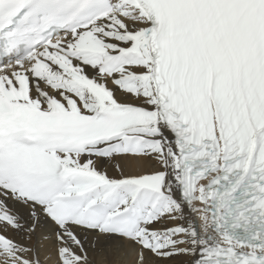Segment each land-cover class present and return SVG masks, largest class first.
<instances>
[{
	"label": "snow or ice",
	"instance_id": "obj_1",
	"mask_svg": "<svg viewBox=\"0 0 264 264\" xmlns=\"http://www.w3.org/2000/svg\"><path fill=\"white\" fill-rule=\"evenodd\" d=\"M0 264H264V0H0Z\"/></svg>",
	"mask_w": 264,
	"mask_h": 264
}]
</instances>
